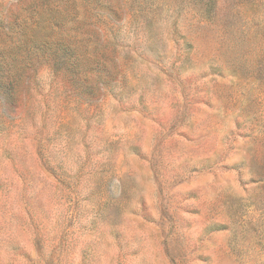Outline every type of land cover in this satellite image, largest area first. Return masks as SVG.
<instances>
[{
    "label": "rangeland",
    "instance_id": "374dc122",
    "mask_svg": "<svg viewBox=\"0 0 264 264\" xmlns=\"http://www.w3.org/2000/svg\"><path fill=\"white\" fill-rule=\"evenodd\" d=\"M0 264H264V0H0Z\"/></svg>",
    "mask_w": 264,
    "mask_h": 264
}]
</instances>
